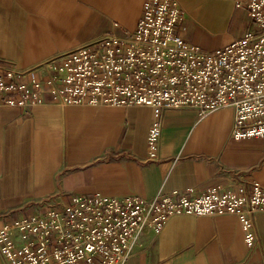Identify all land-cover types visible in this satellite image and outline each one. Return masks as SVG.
<instances>
[{
  "label": "crops",
  "instance_id": "obj_1",
  "mask_svg": "<svg viewBox=\"0 0 264 264\" xmlns=\"http://www.w3.org/2000/svg\"><path fill=\"white\" fill-rule=\"evenodd\" d=\"M175 1L178 35L206 51L253 28L235 7L244 0ZM142 2L0 0V65L27 71L105 35L123 36L136 27ZM152 118L150 107L59 106L48 95L25 111L0 107V229L74 195L197 197L246 180L264 187V138L231 140V108L203 118L163 109L157 160L149 162ZM253 222L258 242L248 249L235 216H172L158 233L144 227L124 264H264V212Z\"/></svg>",
  "mask_w": 264,
  "mask_h": 264
},
{
  "label": "built area",
  "instance_id": "obj_2",
  "mask_svg": "<svg viewBox=\"0 0 264 264\" xmlns=\"http://www.w3.org/2000/svg\"><path fill=\"white\" fill-rule=\"evenodd\" d=\"M235 7L246 10L253 28L206 51L178 35L183 14L175 0H143L136 27L123 36L105 35L27 71L0 65V107L25 111L43 95L59 106L150 107L149 162L157 160L163 109H194L203 118L231 108V140L264 138V0ZM259 212L264 187L254 180L234 190L211 186L197 197L74 195L3 226L0 255L6 264H124L144 227L158 233L177 215L235 216L253 249Z\"/></svg>",
  "mask_w": 264,
  "mask_h": 264
}]
</instances>
